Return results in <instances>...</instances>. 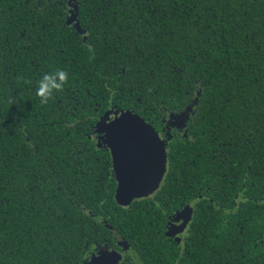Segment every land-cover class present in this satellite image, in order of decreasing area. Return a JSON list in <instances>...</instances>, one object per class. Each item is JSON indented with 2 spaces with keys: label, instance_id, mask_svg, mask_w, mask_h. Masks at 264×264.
Segmentation results:
<instances>
[{
  "label": "trees",
  "instance_id": "1",
  "mask_svg": "<svg viewBox=\"0 0 264 264\" xmlns=\"http://www.w3.org/2000/svg\"><path fill=\"white\" fill-rule=\"evenodd\" d=\"M56 71L68 81L41 103ZM122 112L167 157L158 190L127 204L97 130ZM105 250L264 264V0H0V264Z\"/></svg>",
  "mask_w": 264,
  "mask_h": 264
},
{
  "label": "water",
  "instance_id": "2",
  "mask_svg": "<svg viewBox=\"0 0 264 264\" xmlns=\"http://www.w3.org/2000/svg\"><path fill=\"white\" fill-rule=\"evenodd\" d=\"M72 5V4H69ZM107 114L97 124V130L105 134V143L111 154L112 166L116 178L115 198L120 203L127 204L135 199L146 198L158 190L167 169V157L163 141L158 137L153 128L144 122L138 115L131 112H122L114 115ZM127 123L132 126L131 140H122L114 142L109 130L114 126ZM139 133L143 135H138ZM159 145L158 165L154 172L147 178L143 177L139 171V160L149 152L150 143ZM132 151L133 160L129 166L128 174L125 175L121 164V153ZM191 207L187 206L177 215V223L180 227L172 223L173 232L181 231L190 220ZM178 230V231H177ZM123 250H127L128 245L121 241L118 243ZM122 254L116 250H105L91 259L90 264H119Z\"/></svg>",
  "mask_w": 264,
  "mask_h": 264
},
{
  "label": "snow or ice",
  "instance_id": "3",
  "mask_svg": "<svg viewBox=\"0 0 264 264\" xmlns=\"http://www.w3.org/2000/svg\"><path fill=\"white\" fill-rule=\"evenodd\" d=\"M132 132V126L123 122L109 130V134L111 135L114 142H120L122 140H131ZM137 134L143 135L142 133H139L138 130ZM158 155L159 145L154 142L150 143L149 152L139 160V171L143 177L147 178L154 172L155 168L158 165ZM132 160V151L121 153L122 169L124 170L126 176L128 174L129 166L132 163Z\"/></svg>",
  "mask_w": 264,
  "mask_h": 264
},
{
  "label": "clouds",
  "instance_id": "4",
  "mask_svg": "<svg viewBox=\"0 0 264 264\" xmlns=\"http://www.w3.org/2000/svg\"><path fill=\"white\" fill-rule=\"evenodd\" d=\"M68 78L69 76L66 71H56L53 74H45L36 90V95L41 99V103H47L53 95V92L62 90Z\"/></svg>",
  "mask_w": 264,
  "mask_h": 264
},
{
  "label": "flooded vegetation",
  "instance_id": "5",
  "mask_svg": "<svg viewBox=\"0 0 264 264\" xmlns=\"http://www.w3.org/2000/svg\"><path fill=\"white\" fill-rule=\"evenodd\" d=\"M111 116H112V115H111ZM114 118H115V116L113 115V119H114ZM100 136H101V137L103 138V140H104V138H105V134H100ZM96 138H98V135H96ZM101 141H102V140H101ZM109 151H110V150H109ZM110 156H111V154H110ZM111 161H112V160H111ZM112 170H113V166H112ZM146 198H147V197H146ZM176 223H177V221H176ZM176 223H175V224H176ZM175 226L180 227V226L178 225V223H177ZM171 227H172V225H170V230H171ZM178 227H176V228H178ZM185 227H186V225H185ZM185 227H184V228H185ZM172 228H173V230L176 229V228H174V227H172ZM184 228H183L181 231H180V230H179V231L177 230V231H178V232H182V231L184 230ZM171 231H172V230H171ZM174 233H175V232H174ZM127 249H128V248H127ZM122 250H123V248H122ZM125 251H126V250H124V252H125Z\"/></svg>",
  "mask_w": 264,
  "mask_h": 264
},
{
  "label": "rangeland",
  "instance_id": "6",
  "mask_svg": "<svg viewBox=\"0 0 264 264\" xmlns=\"http://www.w3.org/2000/svg\"><path fill=\"white\" fill-rule=\"evenodd\" d=\"M174 123H175V119H172V123H171V125L174 124ZM176 221H178V220L176 219ZM176 221H175V222H176ZM176 224H177V223H176Z\"/></svg>",
  "mask_w": 264,
  "mask_h": 264
}]
</instances>
